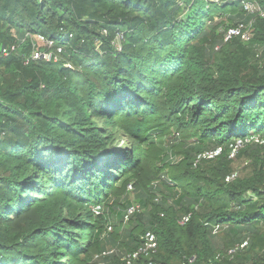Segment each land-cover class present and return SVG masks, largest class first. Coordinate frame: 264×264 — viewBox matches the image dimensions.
Masks as SVG:
<instances>
[{"label":"trees","instance_id":"1","mask_svg":"<svg viewBox=\"0 0 264 264\" xmlns=\"http://www.w3.org/2000/svg\"><path fill=\"white\" fill-rule=\"evenodd\" d=\"M154 262L264 264V0H0V264Z\"/></svg>","mask_w":264,"mask_h":264},{"label":"built area","instance_id":"2","mask_svg":"<svg viewBox=\"0 0 264 264\" xmlns=\"http://www.w3.org/2000/svg\"><path fill=\"white\" fill-rule=\"evenodd\" d=\"M214 1H219V0H214ZM244 8L247 11H258V7L256 6V4L254 3H245L244 4ZM233 37H239L241 40L243 41H247L250 37H251V31H250V27L248 25H245L243 23H240L236 26H232L226 29L225 33H224V37L223 40L226 42L229 39L233 38ZM41 40H43V38H39ZM2 52L5 53V49H2ZM34 57H38V52L34 53ZM240 140H235V144L232 146V154L233 155L234 151L236 150L237 147H239L240 144ZM219 153L218 149H215L213 151H206L204 153H202L201 155L198 156V158H212L214 156H216ZM235 174H232L231 176L227 177L226 180H229L231 178H234ZM137 209V207H130L127 209L126 214H125V219H127L135 210ZM184 220H187V218H184ZM245 243L241 244L240 247L244 246ZM156 246V240L155 237L152 233L150 232H146L144 235V242H143V246H141L137 251H135L130 258H137L139 256L140 253L145 254L147 251H153L155 249ZM150 264H160V263H150Z\"/></svg>","mask_w":264,"mask_h":264},{"label":"clouds","instance_id":"3","mask_svg":"<svg viewBox=\"0 0 264 264\" xmlns=\"http://www.w3.org/2000/svg\"><path fill=\"white\" fill-rule=\"evenodd\" d=\"M210 1H214V0H210ZM221 0H219V1H214V2H220ZM255 4V3H254ZM256 11V10H255ZM43 38V37H42ZM41 40V39H40ZM41 41H43V42H45L47 45L49 44L50 45V41H46L44 38H43V40H41ZM35 52H38V51H36V49H34L33 50V52H32V55H33V57H34V53ZM43 57V58H45V59H48L50 56L48 55V53H46V54H42V55H40V53L38 52V57H34V58H39V57ZM213 151V150H212ZM206 152V151H205ZM204 153V152H203ZM201 155V154H200ZM128 187V191H131L132 190V188H131V186L130 185H128L127 186ZM130 207H137V209L134 211V212H137L138 210H140L139 209V206L138 205H136V204H132V205H130L129 207H127L126 209H125V211H124V213H123V222L124 223H126V221H128V219H129V217L131 216V215H133V213L127 218V219H125V214H126V211H127V209L128 208H130ZM91 211H92V213L96 216V215H99V214H101V212H102V207H101V205H99V204H95V205H93V206H91ZM188 217V216H187ZM187 217H184V218H187ZM184 218L182 219V221L181 222H184V221H186V220H184ZM113 229H112V226L110 225V224H108V225H106V227H105V230H104V232H103V235H105L106 233H108V232H111ZM155 237V236H154ZM155 240H156V238H155ZM156 245H157V243H156ZM155 248H156V246H155ZM135 251H137V250H135ZM134 251V252H135ZM134 252H132L131 254H129V255H127L126 256V261H127V263H129L130 261H131V259H133V258H130V256L134 253ZM154 263H157V262H154Z\"/></svg>","mask_w":264,"mask_h":264},{"label":"rangeland","instance_id":"4","mask_svg":"<svg viewBox=\"0 0 264 264\" xmlns=\"http://www.w3.org/2000/svg\"><path fill=\"white\" fill-rule=\"evenodd\" d=\"M118 40H119V37H117L116 42H115L116 47H119ZM35 44H36V42H35ZM41 45H42V43L39 41L36 46H41ZM99 126L102 127V124H99ZM119 135L123 136L124 134H123V132H120ZM253 138H255V140L258 139V137H256V136ZM119 139H120V144H122L123 146H129L130 140L127 137H120ZM168 139H169V136H159L156 139V145L158 146V148L164 149L167 146ZM238 167H241L240 164H238ZM130 197H132V195H130ZM111 223L112 224H118L119 223L117 215H115V214L113 215V219H112Z\"/></svg>","mask_w":264,"mask_h":264}]
</instances>
